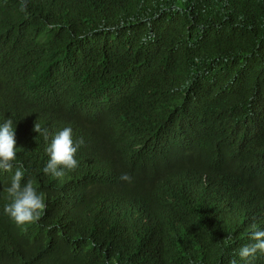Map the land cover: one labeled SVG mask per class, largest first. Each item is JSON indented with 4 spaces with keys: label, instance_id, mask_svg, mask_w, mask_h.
<instances>
[{
    "label": "trees",
    "instance_id": "obj_1",
    "mask_svg": "<svg viewBox=\"0 0 264 264\" xmlns=\"http://www.w3.org/2000/svg\"><path fill=\"white\" fill-rule=\"evenodd\" d=\"M22 7L0 0V123L46 207L15 223L0 173V264H244L264 229V0ZM64 127L84 144L56 178Z\"/></svg>",
    "mask_w": 264,
    "mask_h": 264
},
{
    "label": "clouds",
    "instance_id": "obj_2",
    "mask_svg": "<svg viewBox=\"0 0 264 264\" xmlns=\"http://www.w3.org/2000/svg\"><path fill=\"white\" fill-rule=\"evenodd\" d=\"M22 5V10H25L27 0H22ZM14 129L15 125L12 119H4L0 123V173H12L10 185L6 188L10 203L5 205L3 211L15 223L24 225L40 220L46 204L43 195L37 191L33 183L25 180L23 165L17 161ZM34 131L39 132L41 130L35 127ZM83 144V138L74 143L71 127H64L58 131L52 136L46 149L49 159L43 172L59 178L64 175V170L77 168L79 162L75 159V155ZM121 179L129 180L130 177L124 175ZM150 196H153L155 201L149 203L150 210L146 216L154 217L160 213L163 207L161 190L153 191ZM158 203L162 207H159ZM252 227L253 231L250 232L249 239L254 241V243L244 245L237 253L239 259L244 261V264H252L257 253H261V259L264 261V229L257 228L255 224ZM232 264H237V261L233 259Z\"/></svg>",
    "mask_w": 264,
    "mask_h": 264
}]
</instances>
